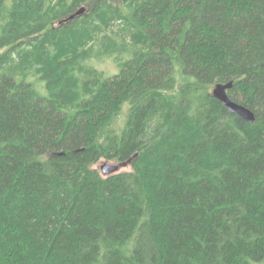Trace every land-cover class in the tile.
Returning a JSON list of instances; mask_svg holds the SVG:
<instances>
[{
	"label": "trees",
	"instance_id": "16d2710c",
	"mask_svg": "<svg viewBox=\"0 0 264 264\" xmlns=\"http://www.w3.org/2000/svg\"><path fill=\"white\" fill-rule=\"evenodd\" d=\"M0 264H264V0H0Z\"/></svg>",
	"mask_w": 264,
	"mask_h": 264
},
{
	"label": "water",
	"instance_id": "95a60500",
	"mask_svg": "<svg viewBox=\"0 0 264 264\" xmlns=\"http://www.w3.org/2000/svg\"><path fill=\"white\" fill-rule=\"evenodd\" d=\"M86 12V8L82 7L79 9L77 12H75L73 15H71L69 18L65 20V22H69L76 17H80ZM233 84L230 82L229 84H219L217 85L212 94L215 98H217L221 103L224 104V106L232 113L235 115H238L242 117L245 121L249 123H254L256 121L255 115L253 114L252 111H250L248 108L245 106L238 104L234 102L233 100L230 99L228 95V90L232 88ZM120 165H113L110 163H105L101 167V172L103 176H111L113 174H117L120 172Z\"/></svg>",
	"mask_w": 264,
	"mask_h": 264
},
{
	"label": "rangeland",
	"instance_id": "374dc122",
	"mask_svg": "<svg viewBox=\"0 0 264 264\" xmlns=\"http://www.w3.org/2000/svg\"><path fill=\"white\" fill-rule=\"evenodd\" d=\"M96 66H97V68L99 70L103 71L107 75H113L117 71L116 66L110 60H105V61L97 62L96 63ZM125 112H126V110H125ZM123 120H124V118H121L120 119V122H119L120 125L123 122ZM105 163H110V164H113V165H120V167H121L120 172H127V171H130L131 170V167L128 164H119V163L114 162V161H106V160L100 161L97 165H95L94 168L97 169V170H99L101 172V167Z\"/></svg>",
	"mask_w": 264,
	"mask_h": 264
}]
</instances>
